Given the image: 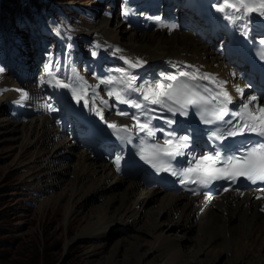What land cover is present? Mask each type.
I'll list each match as a JSON object with an SVG mask.
<instances>
[{
    "label": "bare ground",
    "instance_id": "obj_1",
    "mask_svg": "<svg viewBox=\"0 0 264 264\" xmlns=\"http://www.w3.org/2000/svg\"><path fill=\"white\" fill-rule=\"evenodd\" d=\"M80 6L91 11L96 7L89 1ZM109 10L90 21L83 36L93 47L88 53L97 57V76L75 70L62 54L63 37L58 32L56 52L60 50L57 54L63 69L58 71L55 57L51 63L53 56L48 60L36 78L45 88L43 92H36V85L28 90L24 84H19L22 89L18 92L15 83L5 82L26 111L24 126L14 129L9 123L19 153L32 155L25 165L39 164L42 158L46 188L58 189L51 193L52 200L64 203L67 218L83 221L77 240L98 242L84 251L87 264H167L170 255H176L180 264L182 259L184 264H264V214L251 197L246 195L234 204L223 198L197 215L201 205L194 208L195 199L145 189L121 178L114 160L96 159L91 150L83 148L81 124L72 118L68 100H78L85 116L99 110L108 119L126 123L127 118L121 120L115 106L125 103L115 93L126 101L137 100L141 107L152 93L156 95L171 68L185 62L218 72L225 58L221 46L205 47L199 35L183 31V24H151L137 10L132 19H123ZM126 61L141 63L133 68ZM109 80L113 83L106 82ZM139 108L133 107L131 112L137 113ZM64 157L71 161L62 162ZM115 225L124 227L125 233L107 247L108 231Z\"/></svg>",
    "mask_w": 264,
    "mask_h": 264
},
{
    "label": "rangeland",
    "instance_id": "obj_2",
    "mask_svg": "<svg viewBox=\"0 0 264 264\" xmlns=\"http://www.w3.org/2000/svg\"><path fill=\"white\" fill-rule=\"evenodd\" d=\"M82 1L84 0H72L64 4L80 5ZM92 1H96L91 3L97 4L99 12H104L107 5L103 3L104 0ZM112 1L111 7L118 14L121 10L119 0ZM43 2L47 8L54 3L53 0ZM96 7L92 11L95 14L80 9H73L71 15L63 8L50 11L48 23L51 33L47 35L44 29L31 24L22 12L13 16L11 23L6 24L3 17H6L7 7L3 1L0 3V264H87L84 251L98 245L92 239L77 240L83 221L80 217L68 219L64 203L52 200L51 193H57L58 189L51 191L46 188L47 174L42 158L39 157V164L25 165L32 155L20 154L14 135L9 133L10 125L14 129L24 126V122L20 121L25 112L17 106V98H14L5 85L7 79L15 84L34 85L36 77L44 72L48 60L56 51V30L62 31L65 36L63 55L70 62L76 63L79 74L97 75L99 65L87 51L89 41L79 36L84 32L82 24L89 26L90 21H95L100 16ZM57 12L59 13L56 14ZM66 27L71 31L66 30ZM75 27L79 29L74 30ZM59 51L49 63L55 57L58 71L61 72L63 66L61 55L57 54ZM11 98L12 100L7 101ZM61 161L69 162L71 159L64 157ZM30 171L32 175L27 177L26 173ZM124 230L126 229L119 225L110 228L106 238L107 247H112L117 238L125 233ZM178 261L176 255H170L167 264H178ZM181 263L184 264L185 259Z\"/></svg>",
    "mask_w": 264,
    "mask_h": 264
},
{
    "label": "snow or ice",
    "instance_id": "obj_3",
    "mask_svg": "<svg viewBox=\"0 0 264 264\" xmlns=\"http://www.w3.org/2000/svg\"><path fill=\"white\" fill-rule=\"evenodd\" d=\"M224 7H227L229 9H235L236 11H239L241 8L244 9H249L252 8L253 10H255V6H251L247 3H243L240 2L238 4H230V3H226ZM224 7L219 8V11H224ZM259 9L264 10V0H261V3L259 4ZM262 14H264V12H262ZM126 63H128L130 65V67H138L140 65V61H136L135 63L131 62V61H126ZM183 75L187 76L189 75L188 73H183ZM192 79H195L196 76L192 75L191 77ZM204 79H210V77L208 76H204ZM171 79L175 80V77H171ZM132 80H134V77L132 78ZM107 83H113L112 80L106 81ZM131 86V82L129 83V87ZM158 87H161L158 85ZM169 89H171V85H169ZM242 91V90H240ZM117 95L118 99H121V102L123 103H127L128 101L123 100L119 93H115ZM192 95L198 96L197 93H192ZM225 95H227L225 93ZM24 98H27V94L25 93ZM146 100L149 99V97L147 95H145L144 97ZM200 99H203V97H200ZM255 97H252V100H249L248 104L244 105V111L248 114L249 117H251L252 121H254L255 123H246L245 127L249 130V131H256L259 132L261 135H264V108H257L256 111L260 113V116L257 117L254 113L249 112V104L252 103L253 100H255ZM152 103H159L160 101L153 99L151 101ZM188 103H198L197 99H189ZM135 107L139 108L140 105L136 104L134 105ZM224 113L223 111H221L220 113L217 114L216 118L217 119H221L223 117ZM258 125V126H257ZM114 127V125H112ZM142 129L146 126L142 125L141 126ZM148 135L151 136L153 135L152 131L149 129L148 130ZM185 139H187L185 137ZM186 146V145H185ZM258 150H253L252 153H249L243 161V164L239 166L238 169V174L239 175H247L249 176V178L252 179H262L264 180V154H257ZM169 155L171 153H168ZM205 160L209 161V164L207 166L208 168V174H211V172H220V171H226V170H221V169H215L212 167V165L216 162L215 160H213V158L211 157H206ZM117 165H119V160L116 161ZM201 163H203V161H201ZM226 164L228 165H235V158L233 159H228L225 161ZM189 172L192 171V169L188 170ZM229 175H232L233 173L229 172ZM180 175H186V173H180Z\"/></svg>",
    "mask_w": 264,
    "mask_h": 264
},
{
    "label": "trees",
    "instance_id": "obj_4",
    "mask_svg": "<svg viewBox=\"0 0 264 264\" xmlns=\"http://www.w3.org/2000/svg\"><path fill=\"white\" fill-rule=\"evenodd\" d=\"M2 1H3L4 5L7 7L8 14H10L13 9L19 8L22 5H24L26 7V10L28 12L30 10L29 6L27 5V1L26 0H1V2ZM57 1L64 2V1H68V0H57ZM30 2L36 8H38L40 6L39 3L36 2V0H30Z\"/></svg>",
    "mask_w": 264,
    "mask_h": 264
}]
</instances>
